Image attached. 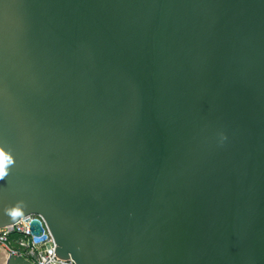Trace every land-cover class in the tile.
Here are the masks:
<instances>
[{
  "label": "water",
  "instance_id": "obj_1",
  "mask_svg": "<svg viewBox=\"0 0 264 264\" xmlns=\"http://www.w3.org/2000/svg\"><path fill=\"white\" fill-rule=\"evenodd\" d=\"M30 215L75 264H264V0H0V229Z\"/></svg>",
  "mask_w": 264,
  "mask_h": 264
},
{
  "label": "built area",
  "instance_id": "obj_2",
  "mask_svg": "<svg viewBox=\"0 0 264 264\" xmlns=\"http://www.w3.org/2000/svg\"><path fill=\"white\" fill-rule=\"evenodd\" d=\"M36 219L40 220L43 229L39 234L32 230V222ZM12 234L16 235V239L10 240ZM12 244L15 247H11ZM0 246L7 253L22 256L34 264H75L72 259H61L56 255V241L46 222L37 215L27 216L0 229Z\"/></svg>",
  "mask_w": 264,
  "mask_h": 264
},
{
  "label": "trees",
  "instance_id": "obj_3",
  "mask_svg": "<svg viewBox=\"0 0 264 264\" xmlns=\"http://www.w3.org/2000/svg\"><path fill=\"white\" fill-rule=\"evenodd\" d=\"M14 239H16V235L15 234H12L11 236H10V240H14ZM11 247H15V245H10Z\"/></svg>",
  "mask_w": 264,
  "mask_h": 264
},
{
  "label": "bare ground",
  "instance_id": "obj_4",
  "mask_svg": "<svg viewBox=\"0 0 264 264\" xmlns=\"http://www.w3.org/2000/svg\"><path fill=\"white\" fill-rule=\"evenodd\" d=\"M0 248L4 250V247L0 246ZM4 251H5V250H4ZM5 252H6V251H5Z\"/></svg>",
  "mask_w": 264,
  "mask_h": 264
}]
</instances>
